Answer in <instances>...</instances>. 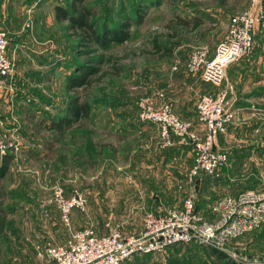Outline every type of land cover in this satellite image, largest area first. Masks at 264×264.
<instances>
[{
  "label": "rangeland",
  "instance_id": "374dc122",
  "mask_svg": "<svg viewBox=\"0 0 264 264\" xmlns=\"http://www.w3.org/2000/svg\"><path fill=\"white\" fill-rule=\"evenodd\" d=\"M68 1L44 0L33 6L34 0H21L14 12L18 17L1 23L13 65L0 77V163L2 156L7 158L0 179L6 210L0 264H49L40 253L68 235L52 197L56 186L67 196L77 192L85 200L72 212L73 227L93 226L99 234L108 231L107 223L118 225L123 234L138 232L147 212L180 207L189 195L198 211L212 220L209 205L215 198L250 188L264 191V99L254 97L257 85L239 99L227 73L223 84L232 87L227 107L233 116L215 136L214 148L227 154L217 176H190L192 145L176 139L161 145L157 126L139 115L142 100L154 106L166 100L173 107L183 98L196 105L200 95L221 88L194 74L198 90H191L182 82L189 74L188 61L199 50L209 59L232 18L246 10L250 0H85L99 29L131 21L124 41L105 46L88 42L87 47L66 21L54 18V5ZM195 19L201 20L196 28ZM254 35L252 52L241 58L264 54V28ZM167 47L170 54L162 56ZM86 56L93 57L88 77L106 74L70 89L68 77L87 64ZM113 65L120 67L119 73L112 72ZM246 70L243 81L263 73ZM76 96L90 104V113L57 139L44 123L50 116L66 114ZM77 126L85 127V140L71 138L81 132ZM212 249L196 242L171 245L160 252L134 254L124 264H264V218L226 241L228 259Z\"/></svg>",
  "mask_w": 264,
  "mask_h": 264
},
{
  "label": "built area",
  "instance_id": "2783aa9c",
  "mask_svg": "<svg viewBox=\"0 0 264 264\" xmlns=\"http://www.w3.org/2000/svg\"><path fill=\"white\" fill-rule=\"evenodd\" d=\"M260 27H264V0H250L248 8L232 18L209 59L205 50H199L188 61L187 69L199 73L201 81L222 85L215 92L199 96L195 105L199 128L182 119L169 101L162 100L157 106L150 100L139 103L140 119L157 126L161 145H171L174 139L192 145L190 176H217L226 164L227 154L214 148L215 136L225 131L233 116L227 107L232 87L223 84L226 68L252 52L254 34ZM12 65L7 34L0 29V77ZM52 197L68 235L63 243H48L40 253L49 264H124L134 254L160 252L168 246L190 242L225 251L229 238L254 228L264 218V191L250 188L212 200V220L198 211L189 195L180 207L147 212L138 232L123 234L118 225L107 223L108 231L99 234L93 226L77 229L72 225L73 210L84 206L79 193L67 196L63 188L56 186Z\"/></svg>",
  "mask_w": 264,
  "mask_h": 264
},
{
  "label": "trees",
  "instance_id": "16d2710c",
  "mask_svg": "<svg viewBox=\"0 0 264 264\" xmlns=\"http://www.w3.org/2000/svg\"><path fill=\"white\" fill-rule=\"evenodd\" d=\"M68 5L55 4L53 7L54 18L56 21H66L68 29L72 32V34L77 37L81 43L87 47L88 42L106 45L108 43H119L128 38V28L131 25L130 20H123L122 22L115 24L113 27H99L95 26V21H93V16L95 12H93L90 7L86 4L85 0H70L67 3ZM138 17L141 14L137 13ZM183 24H189V21L185 18L179 19ZM201 24L200 19H195L193 22L194 28L198 27ZM264 27H260L256 30L255 33L260 31ZM255 36V35H254ZM156 49H159V45L157 43L154 44ZM165 54L161 53V55H166L169 53L170 49L165 48ZM85 54L88 53V49H84ZM170 54V53H169ZM87 64L85 66H77L74 74L68 77L67 85L70 89H74L76 87L90 85L93 80H99L103 75L106 74V71L99 72L96 77H88L89 73H92L94 70L92 66L93 57L86 56ZM114 64V63H112ZM80 65V64H79ZM112 72L117 74L120 72V67L113 65ZM90 113V104L87 101L80 102L79 98L76 96L69 102L66 108V114L58 115V116H50L49 121L45 122L44 125L46 129L52 131L55 138L64 137L66 131L71 127L72 123L79 119L80 117H87ZM79 131L77 136L71 135L72 139H77V141L85 140V127L77 126ZM70 136V135H69ZM94 144V142H93ZM95 146V144H94ZM1 157L0 163V179L4 176L6 171V161L7 158L4 159ZM2 188V185H1ZM4 192L1 190V198H0V234L4 232V225L6 221V210L2 206ZM218 257L228 259V254H224L225 251L219 249H212Z\"/></svg>",
  "mask_w": 264,
  "mask_h": 264
},
{
  "label": "crops",
  "instance_id": "0c3cea01",
  "mask_svg": "<svg viewBox=\"0 0 264 264\" xmlns=\"http://www.w3.org/2000/svg\"><path fill=\"white\" fill-rule=\"evenodd\" d=\"M20 1L21 0H0V29H1V23L3 22L2 20H6V19L12 20L18 17L19 13L16 14L14 12L18 7L17 4H19ZM43 1L44 0H34L33 6L37 4L41 5ZM45 1L53 2L54 0H45ZM17 9L19 11V7ZM35 11L37 10L34 9L33 12ZM51 13L52 10L50 11V14ZM247 68L260 69L263 73H261L258 76V79H254L255 81L251 79L250 80L247 79L246 81H243L244 75H247L249 73L247 70L245 71V69ZM227 73L230 74L228 81L232 83L233 87H235L236 91H234L235 92L234 94L235 96L239 97V99H241L240 97L242 96L246 97L248 95L245 94L246 92L247 93L252 92L255 89V85H257L256 88H258V90H255L256 94H254V97L259 99L262 98L264 99V54L257 51L256 53H254V56L252 55L250 56V58L249 57L245 59L240 58L230 63L226 68L225 78L227 76ZM189 74L187 75L184 74V79L182 82L187 84L189 88L192 87L191 90L197 91L198 89L197 87H195L196 82L194 81V77H195L194 74L199 76V73L189 71ZM251 85L252 88H249V86ZM259 87L261 88L259 89ZM194 105L195 104L192 99L185 100L183 98H180L179 100H175L173 102V109L180 117H183V119L190 120L191 123L194 124V128H199L200 124L198 123L194 113L195 111ZM0 106H1V102H0Z\"/></svg>",
  "mask_w": 264,
  "mask_h": 264
}]
</instances>
